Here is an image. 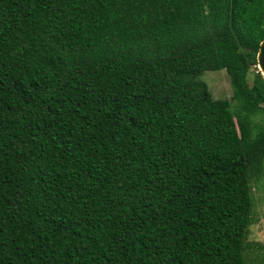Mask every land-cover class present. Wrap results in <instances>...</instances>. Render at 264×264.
I'll list each match as a JSON object with an SVG mask.
<instances>
[{"label": "trees", "instance_id": "16d2710c", "mask_svg": "<svg viewBox=\"0 0 264 264\" xmlns=\"http://www.w3.org/2000/svg\"><path fill=\"white\" fill-rule=\"evenodd\" d=\"M263 39L264 0H0V264H248Z\"/></svg>", "mask_w": 264, "mask_h": 264}, {"label": "rangeland", "instance_id": "374dc122", "mask_svg": "<svg viewBox=\"0 0 264 264\" xmlns=\"http://www.w3.org/2000/svg\"><path fill=\"white\" fill-rule=\"evenodd\" d=\"M256 71L257 65L250 67L249 86ZM199 80L206 84L214 100H231L229 77L224 70L204 72ZM231 105L234 110L236 104L232 102ZM252 197V222L245 240L244 256L248 264H264V177L253 185Z\"/></svg>", "mask_w": 264, "mask_h": 264}, {"label": "water", "instance_id": "95a60500", "mask_svg": "<svg viewBox=\"0 0 264 264\" xmlns=\"http://www.w3.org/2000/svg\"><path fill=\"white\" fill-rule=\"evenodd\" d=\"M256 61H257L258 71L260 72L262 78L264 79V39L260 43Z\"/></svg>", "mask_w": 264, "mask_h": 264}]
</instances>
